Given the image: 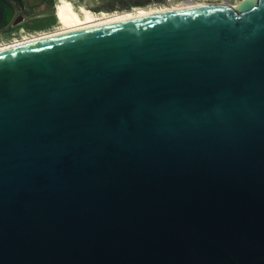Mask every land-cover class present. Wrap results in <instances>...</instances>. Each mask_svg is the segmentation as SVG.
<instances>
[{"label": "water", "instance_id": "water-1", "mask_svg": "<svg viewBox=\"0 0 264 264\" xmlns=\"http://www.w3.org/2000/svg\"><path fill=\"white\" fill-rule=\"evenodd\" d=\"M0 264H264V0L1 50Z\"/></svg>", "mask_w": 264, "mask_h": 264}, {"label": "bare ground", "instance_id": "bare-ground-1", "mask_svg": "<svg viewBox=\"0 0 264 264\" xmlns=\"http://www.w3.org/2000/svg\"><path fill=\"white\" fill-rule=\"evenodd\" d=\"M186 5V2H172L169 4L137 5L127 9L94 11L84 3L75 0H55L54 10L57 21L54 26L50 27L48 30H37V32L22 28L20 32L21 37L12 35L8 40L0 38V51L79 28L97 26L119 20L188 7Z\"/></svg>", "mask_w": 264, "mask_h": 264}, {"label": "rangeland", "instance_id": "rangeland-1", "mask_svg": "<svg viewBox=\"0 0 264 264\" xmlns=\"http://www.w3.org/2000/svg\"><path fill=\"white\" fill-rule=\"evenodd\" d=\"M77 2L84 3L87 7L94 11H102V10H116V9H127L132 6H142L146 4H151L154 2H159V0H75ZM21 2H24L26 7H30L31 9H27L25 11L22 10V14L24 19H17L12 22V25H16L17 23L22 24L19 26H23L25 29H43L52 26L56 23L57 19L54 18V3L55 0L49 2L46 0L44 5H41L38 0H18V5ZM17 5V6H18ZM15 27V26H14Z\"/></svg>", "mask_w": 264, "mask_h": 264}, {"label": "built area", "instance_id": "built-area-1", "mask_svg": "<svg viewBox=\"0 0 264 264\" xmlns=\"http://www.w3.org/2000/svg\"><path fill=\"white\" fill-rule=\"evenodd\" d=\"M238 0H159V2H154V3H151V4H169V3H172V2H175V3H180V2H186L187 5L186 6H195V5H201V4H215V3H221V4H234L236 3ZM27 8L25 5L21 6V13H22V10L25 11ZM52 27V26H50ZM50 27H47V28H43V29H32V32H37V30H48ZM22 28H18V29H15L14 32H10L7 34V36H3V35H0V38L1 39H4V40H8L12 35H14L15 37H21L20 36V32H21Z\"/></svg>", "mask_w": 264, "mask_h": 264}, {"label": "flooded vegetation", "instance_id": "flooded-vegetation-1", "mask_svg": "<svg viewBox=\"0 0 264 264\" xmlns=\"http://www.w3.org/2000/svg\"><path fill=\"white\" fill-rule=\"evenodd\" d=\"M6 1L14 8L15 12H14V16L12 17V19L8 22H7V20H5V18L0 19V35H3V36H7L8 33L15 31L16 25L18 23L16 25H12V22L15 20V18L17 16L21 15V13L19 14V12H17L15 10V5L18 3V0H6ZM44 1H46V0H44ZM49 2H52V0H49ZM54 5H55V3H54ZM53 14H54V18H55V12ZM23 19H24V16H23Z\"/></svg>", "mask_w": 264, "mask_h": 264}, {"label": "crops", "instance_id": "crops-1", "mask_svg": "<svg viewBox=\"0 0 264 264\" xmlns=\"http://www.w3.org/2000/svg\"><path fill=\"white\" fill-rule=\"evenodd\" d=\"M23 1V0H22ZM39 1V3L41 4V5H44L45 4V2L46 1H44V0H38ZM21 4H25L24 2H21ZM18 5V3L15 5V10L17 11V12H19V14L21 13L20 11H21V5H20V3H19V5ZM27 9H31L29 6L28 7H26ZM26 9V10H27ZM21 15L23 16V14L21 13ZM19 25H22V24H17L16 25V29H18V28H23V26H19ZM55 24H53L52 26H54ZM30 30V29H29Z\"/></svg>", "mask_w": 264, "mask_h": 264}, {"label": "trees", "instance_id": "trees-1", "mask_svg": "<svg viewBox=\"0 0 264 264\" xmlns=\"http://www.w3.org/2000/svg\"><path fill=\"white\" fill-rule=\"evenodd\" d=\"M150 1V0H149Z\"/></svg>", "mask_w": 264, "mask_h": 264}]
</instances>
